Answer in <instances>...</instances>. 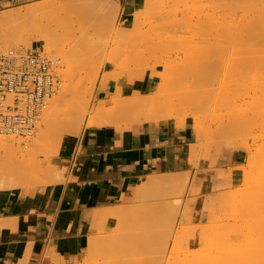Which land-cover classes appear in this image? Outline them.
<instances>
[{
    "label": "rangeland",
    "instance_id": "rangeland-1",
    "mask_svg": "<svg viewBox=\"0 0 264 264\" xmlns=\"http://www.w3.org/2000/svg\"><path fill=\"white\" fill-rule=\"evenodd\" d=\"M37 1L41 0L0 1V14ZM67 3L34 18L36 24L56 31L53 50L48 53L60 60V89L50 98L30 137L0 136L23 147L14 154L5 151V145L0 147V188L33 189L59 181L64 169L58 168L54 157L64 136L79 134L83 127L92 126L89 120H99L98 116H104L100 121L107 124L117 123V129L162 121L177 126L190 119L199 131L196 134L190 125L185 127L191 141L184 150L189 169L169 173L179 175V181L141 194L143 182L136 185L124 195L122 204L109 208L115 209L109 216L115 217L112 224L97 228L82 257L57 264H171V259L177 258L184 259H178L179 264L188 258L193 264L198 254L199 262L206 264L203 259L207 257L210 261L216 256L220 261L228 256L237 260L243 253L256 257V245H264V214L259 207L262 203L264 213V192L259 193L264 185V67L254 54L233 48L223 33L225 13L239 0H139L128 29L124 20L129 16L122 13L119 0H84L76 6ZM32 27L28 20L19 22L11 34L24 39L14 44L10 34H0V42L22 51L43 46L42 40L31 37ZM123 27L126 31L119 32ZM107 57L112 58L111 63H106ZM102 75L115 87L104 101H98L95 90ZM144 80H149L150 86L142 93H122V82L137 88ZM238 103L241 107L233 105ZM149 114L159 121L150 119ZM230 126L239 127L229 132ZM234 149L244 152L236 183L224 181L200 196L190 168L209 172L224 151ZM219 177L227 179L228 175L220 173ZM256 179H260L257 184Z\"/></svg>",
    "mask_w": 264,
    "mask_h": 264
},
{
    "label": "crops",
    "instance_id": "crops-1",
    "mask_svg": "<svg viewBox=\"0 0 264 264\" xmlns=\"http://www.w3.org/2000/svg\"><path fill=\"white\" fill-rule=\"evenodd\" d=\"M119 3L124 16H132L139 6V0ZM149 86V80L137 88L121 83L125 95L134 90L142 93ZM114 87L112 82H98L96 100L107 98ZM189 138L187 129L177 128L173 121L127 129L92 125L64 136L54 157L58 168L64 169L59 181L33 189L0 188V264L78 260L97 228L110 226L115 218L98 216L101 210L122 204L124 195L150 175L189 169L184 154ZM243 161L241 149L226 150L209 172L190 168L199 195L224 181L236 183L235 173ZM220 173L228 178L222 179ZM95 211L100 212L97 218Z\"/></svg>",
    "mask_w": 264,
    "mask_h": 264
},
{
    "label": "bare ground",
    "instance_id": "bare-ground-1",
    "mask_svg": "<svg viewBox=\"0 0 264 264\" xmlns=\"http://www.w3.org/2000/svg\"><path fill=\"white\" fill-rule=\"evenodd\" d=\"M66 1V0H65ZM64 1V2H65ZM84 0H67L66 2H68L67 4H71V5H75L76 6V4H81L82 2H83ZM86 1V0H85ZM147 0H145V2H146ZM63 2V0H41V1H37V2H34V3H30V4H27V5H25V6H23V7H21V8H17V9H11V10H6L5 12H3V13H1L0 14V34H5V35H7V34H10L9 36H10V38H13L14 39V44H19V42H21L23 39H24V37H14L12 34H11V29L13 28V27H15V25H17L19 22H22V21H24V20H28L29 22H32V25H33V27H32V29H31V31H32V33H31V37L33 38V39H35V40H42L43 42H44V44H43V47H44V49L47 51V52H49V51H52L53 50V45H54V35L56 34L55 32V30H54V27H47V26H45L43 23H40V24H36L35 22H34V18L37 16V15H39V14H41V13H45V12H48V11H54V10H56V9H58V8H60V7H63V5L64 4H66V2L64 3ZM87 3V2H86ZM71 5H70V7H71ZM84 5H85V3H84ZM68 6V5H67ZM83 6V5H82ZM72 7H74V6H72ZM77 7H79V6H77ZM81 7V6H80ZM79 7V8H80ZM84 8V7H83ZM70 9V8H69ZM76 9V8H75ZM71 10V9H70ZM85 10V9H84ZM72 14V13H71ZM132 17H133V14H132V16H129L128 18H126L125 20H124V26H125V29H126V27H127V29L131 26V24H132ZM69 18V17H68ZM72 18V17H71ZM71 18H69V19H71ZM69 21V20H68ZM72 21H73V19H72ZM222 24H223V33L224 34H227V38L228 39H231V41L229 42V43H231L230 45L231 46H233V48H236V47H238L241 51H243L244 53H248V54H250L251 55V53L252 54H254L255 55V59L260 63V65L262 66V67H264V0H260V1H258V0H239V4L238 5H234L233 3L231 4V6L228 8V10L226 11V13H225V19L223 20V22H222ZM71 27V26H70ZM56 28V27H55ZM120 28H122L121 26H120ZM119 28V29H120ZM71 29H72V27H71ZM119 31V30H118ZM123 31H126V30H124V27H123V29H120V31L119 32H123ZM72 34V33H71ZM73 35V34H72ZM232 39H240V41H232ZM28 43V45H30V41L29 42H27ZM230 48V47H229ZM232 51V50H231ZM232 53H233V51H232ZM234 54H235V52H234ZM237 54V53H236ZM241 54V53H240ZM106 56H108V55H106ZM105 56V57H106ZM239 58H240V56H239ZM243 58V57H242ZM252 58V57H251ZM105 59V58H104ZM234 60V59H233ZM238 60H240V59H238ZM248 60V59H247ZM111 61H112V58L111 57H107L106 58V63H111ZM240 62V61H239ZM255 62V61H254ZM234 63V62H233ZM236 63V62H235ZM242 63H243V61H242ZM258 63V64H259ZM237 64V63H236ZM238 64H240V63H238ZM255 64V63H254ZM241 65V64H240ZM248 65V64H247ZM259 65V66H260ZM101 67H103V66H105V63H104V61H102V63H101V65H100ZM100 68V67H99ZM98 68V69H99ZM96 72H98V71H96ZM98 75V74H97ZM96 77V76H95ZM98 78V77H97ZM96 78V79H97ZM101 78V77H100ZM96 79H94V80H96ZM107 82V77L106 76H104L103 77V75H102V78H101V80H100V84H104V83H106ZM202 89H204V88H202ZM198 90H200V89H198ZM216 90V89H215ZM193 91V90H192ZM191 91V92H192ZM207 91H209V90H207ZM206 90H205V92H207ZM135 92V91H134ZM194 92V91H193ZM196 92V91H195ZM201 92H202V90H201ZM225 92V91H224ZM227 92V91H226ZM137 93V92H136ZM183 93V92H182ZM186 93V92H185ZM184 93V94H185ZM197 93V92H196ZM195 93V94H196ZM204 93V92H203ZM207 94V93H206ZM215 94H216V91H215ZM178 95V94H177ZM180 95V94H179ZM187 96H188V94H186ZM190 95V97H191V94H189ZM114 96V95H113ZM181 96V95H180ZM202 96H203V94H202ZM207 96H208V98H210L209 96V94H207ZM213 96V95H212ZM217 96H218V92H217ZM137 97V96H136ZM189 97V96H188ZM193 97V96H192ZM197 97V96H196ZM205 97V96H204ZM110 98H112V97H110ZM130 98V97H129ZM131 98H132V96H131ZM134 98V97H133ZM154 98V97H153ZM195 98V97H194ZM199 98H200V96H199ZM198 98V99H199ZM208 98H206V99H208ZM214 98H218V97H216V95H214ZM155 99H156V97H155ZM197 99V98H196ZM196 99H194V101L196 100ZM197 99V100H198ZM107 100V99H106ZM151 100V99H150ZM170 100V99H169ZM196 100V101H197ZM203 100V99H202ZM212 100H213V97H212ZM104 101V100H103ZM108 101V100H107ZM133 101V100H132ZM135 101H136V99H135ZM138 101V100H137ZM136 101V102H137ZM142 101H144V100H141L140 102H142ZM146 101H148V99L146 98ZM153 101V100H152ZM155 102H156V100H154ZM159 101V100H158ZM161 101V100H160ZM204 101H205V99H204ZM207 101V100H206ZM113 102V101H112ZM127 102V101H126ZM128 102H130L129 100H128ZM151 102V101H150ZM170 102V101H169ZM106 103V102H105ZM132 103V102H131ZM145 104H146V102H144ZM158 102H156V104H157ZM171 103V102H170ZM104 104V103H103ZM126 104V106L129 104H127V103H125ZM137 104H138V102H137ZM153 104H155V103H153ZM161 104V103H160ZM159 104V105H160ZM100 105V104H99ZM110 105H111V103H110ZM124 105V104H123ZM133 105H135V103H133ZM142 105V104H141ZM158 105V104H157ZM158 105V106H159ZM234 106H236V107H241V104L240 103H238V104H233ZM112 106V105H111ZM125 106V105H124ZM130 106H131V104H130ZM139 106V105H138ZM128 107H129V105H128ZM140 107V106H139ZM47 108V107H46ZM101 108V107H100ZM105 108V107H104ZM103 108V109H104ZM135 108V107H134ZM106 109H107V106H106ZM109 109V108H108ZM112 109H113V107H112ZM141 109V108H140ZM97 110V109H96ZM102 110V109H101ZM130 110V109H129ZM138 110V109H137ZM98 111H99V108H98ZM103 111V110H102ZM108 111V110H107ZM113 111V110H112ZM111 111V112H112ZM110 112V113H111ZM130 112H132V110L130 111ZM138 112V111H137ZM140 113H141V110H140ZM108 114V113H107ZM134 114H135V112H134ZM112 115V114H111ZM109 116V118L110 117H112V116ZM107 116V115H106ZM105 116V118H108V117H106ZM114 116V115H113ZM137 116H139V115H137ZM136 116V117H137ZM143 116V115H142ZM146 116V115H145ZM144 116V117H145ZM101 117V120H103L102 118H104V116H100ZM100 117L98 116V118H99V120H89V125H99V126H102V125H106L107 124V122H103V121H100ZM130 117H131V114H130ZM149 118L150 119H154L155 121H159V119L156 117V116H154L153 114H149ZM148 118V119H149ZM94 119V118H93ZM142 119V118H141ZM146 119V118H145ZM115 120V119H114ZM119 120V119H118ZM88 121V120H87ZM105 121H106V119H105ZM141 121V120H140ZM146 121V120H145ZM114 121H112L111 123H109V124H107V125H113V126H115V127H117L118 126V124L117 123H113ZM116 122V121H115ZM88 123V122H87ZM104 123H106V124H104ZM120 124V123H119ZM187 125H190L192 128H193V130L195 131V133L196 134H198V131H199V127H198V125L194 122V121H191L190 119H183V120H181V121H179L178 122V124H177V126L176 127H180V128H185ZM119 127V126H118ZM236 127H239V126H236ZM235 126L233 127V126H230V127H228L227 128V130L229 131V132H235V130L237 129ZM239 130V129H238ZM7 140V142H5ZM5 145V147H4V150L5 151H7L8 153H16L17 151H20V150H22V146L21 145H19L18 143L17 144H14L13 143V140L10 138H5V137H0V147H3ZM248 170V169H247ZM246 170V171H247ZM169 174V173H168ZM179 178H180V176L179 175H164V176H156V177H147L146 178V180L143 182V184H142V186H141V188L139 189V191H138V194H141V193H143V192H145V191H147L148 189H154L155 187H161V186H168V185H171V184H176V182H178L179 181ZM261 178H263L264 179V174H262L261 175ZM258 180H260V179H256L254 182L256 183V182H258ZM261 183V182H260ZM264 183V182H263ZM257 184V183H256ZM261 185V184H260ZM172 186V185H171ZM262 187H261V189L259 190V193L261 194V193H263L264 192V185H261ZM137 187V186H136ZM168 187H170V186H168ZM137 189V188H136ZM136 192V191H135ZM134 192V194H136ZM256 195V194H255ZM255 195H252V196H255ZM255 199V198H254ZM254 201V200H253ZM260 201H261V198L259 199V205H260ZM258 205V206H259ZM264 205V204H263ZM259 207H261L260 209V211H261V214L263 215L264 213L262 212V203H261V205L259 206ZM118 210V208L116 209V211ZM259 210V209H258ZM100 211V210H99ZM99 211H95V213L93 214L94 216L95 215H98V212ZM97 212V213H96ZM113 212H115V209H103V210H101V214H100V212H99V214L100 215H98V216H102L103 218L104 217H107V216H111L112 215V213ZM260 213V212H259ZM260 214V215H261ZM254 215V214H253ZM255 215H256V213H255ZM257 215H258V213H257ZM261 215V216H262ZM98 216H95V218H97ZM101 217V218H102ZM263 218V217H262ZM252 219V217L250 218V220ZM260 219V218H259ZM264 220V219H263ZM249 221V220H248ZM245 222V221H244ZM257 223V222H256ZM251 224V223H250ZM250 224H248V225H250ZM244 225V224H243ZM262 225V224H261ZM245 226V225H244ZM258 227V226H257ZM247 228H248V226H247ZM252 228V227H251ZM259 228H261V227H259ZM243 229V228H242ZM256 229V228H255ZM237 231V230H236ZM246 231V230H245ZM252 231L254 232V230H253V228H252ZM258 231V230H257ZM249 233H251V231L249 232ZM248 233V234H249ZM255 233V232H254ZM215 234H216V232H215ZM253 234V233H252ZM257 236V235H256ZM259 236V235H258ZM247 237V236H246ZM251 237H253V236H251ZM211 238H213V237H211ZM245 238V237H244ZM256 238V237H255ZM255 238H254V240H255ZM214 239V238H213ZM251 239V238H250ZM253 239V238H252ZM251 239V240H252ZM212 240V239H211ZM216 240V239H215ZM209 241H210V239H209ZM259 241H260V238H259ZM248 242H250V241H248ZM254 242H258L257 240H255ZM243 244V243H242ZM255 244H257V243H255ZM203 245V244H202ZM215 245V244H214ZM247 245H248V243H247ZM251 246L253 245V244H250ZM263 244H261V243H258V245H256V252H255V254H256V257H255V255H254V258H252L251 256V258L250 257H245L244 256V253H243V256H242V258L240 257L239 259H233V257H231V259L230 258H228L227 256V259L226 260H224V257H221L222 258V260L220 261L217 257L218 256H216V258H214L212 255V257H213V259H212V261H210L211 260V257H209V259H208V257L206 258V255L204 254L203 256H205V258H206V260L205 259H203L205 262H206V264H264V245L262 246ZM205 246V245H204ZM237 246H239V247H245L244 245H237ZM198 247V246H197ZM203 247V246H202ZM237 248V249H240V250H242L243 248ZM200 248V247H199ZM204 248V247H203ZM217 248V247H216ZM219 248V247H218ZM230 248V247H229ZM246 248H247V246L245 247V249H243V250H246ZM252 248V247H251ZM250 248V249H251ZM182 250H183V248H182ZM186 250V249H185ZM226 250H227V248H226ZM229 250V249H228ZM239 250V251H240ZM255 250V249H254ZM254 250L252 249V251L254 252ZM218 251H220V250H218ZM224 251V250H223ZM235 252H236V250H234ZM249 251V250H248ZM191 252H192V250H191ZM210 252V251H209ZM226 252V251H225ZM241 252V251H240ZM252 252V254H254ZM199 253V252H198ZM201 253V252H200ZM205 253V252H204ZM212 253V252H211ZM210 253V254H211ZM221 253V252H220ZM248 253V252H247ZM191 254V253H190ZM203 254V253H202ZM210 254H209V256H210ZM216 254V253H215ZM218 254V253H217ZM227 254V253H226ZM237 254H238V250H237ZM188 255V254H187ZM193 255H195V252H194V254ZM197 255V254H196ZM198 255H200V254H198ZM197 255V257H198V261H197V263H194L195 262V258H193V264H205V263H201V262H199L200 261V258H199V256ZM222 255V254H221ZM224 255V254H223ZM239 255V254H238ZM242 255V254H241ZM247 255H249V254H247ZM251 255V254H250ZM192 256V255H191ZM201 256V255H200ZM202 256V257H203ZM234 256V255H233ZM189 257V256H188ZM237 256H236V253H235V256H234V258H236ZM239 257V256H238ZM186 259H187V257H185ZM192 258V257H191ZM178 259H182L181 261L183 262V258H177V260ZM217 259L218 261H215V260ZM176 260V259H175ZM175 260H172L171 259V264H172V262H174ZM176 260V261H177ZM175 261V262H176ZM190 261L191 260H189V258H188V261H184V263L185 264H187L186 262H189L190 263ZM209 261V262H208ZM167 263H168V261H166ZM174 262V263H175ZM199 262V263H198ZM188 263V264H189ZM169 264V263H168ZM176 264H177V262H176ZM178 264H179V260H178ZM191 264V263H190Z\"/></svg>",
    "mask_w": 264,
    "mask_h": 264
},
{
    "label": "built area",
    "instance_id": "built-area-1",
    "mask_svg": "<svg viewBox=\"0 0 264 264\" xmlns=\"http://www.w3.org/2000/svg\"><path fill=\"white\" fill-rule=\"evenodd\" d=\"M60 60L42 45L22 51L0 42V136L30 137L60 89Z\"/></svg>",
    "mask_w": 264,
    "mask_h": 264
}]
</instances>
